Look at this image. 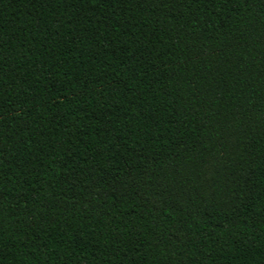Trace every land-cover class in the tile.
Instances as JSON below:
<instances>
[{"label":"trees","instance_id":"16d2710c","mask_svg":"<svg viewBox=\"0 0 264 264\" xmlns=\"http://www.w3.org/2000/svg\"><path fill=\"white\" fill-rule=\"evenodd\" d=\"M0 264H264V0H0Z\"/></svg>","mask_w":264,"mask_h":264}]
</instances>
